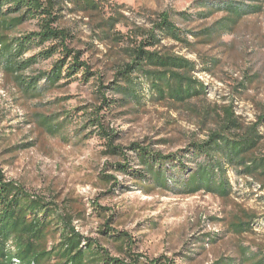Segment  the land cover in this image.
<instances>
[{"label":"rangeland","instance_id":"obj_1","mask_svg":"<svg viewBox=\"0 0 264 264\" xmlns=\"http://www.w3.org/2000/svg\"><path fill=\"white\" fill-rule=\"evenodd\" d=\"M97 1L101 11L94 14L62 0L56 22L73 36L69 47L83 52L92 72L87 80L77 73L69 83L62 80L49 87L41 78L39 86L44 89L34 97L0 61V170L27 190L72 208L76 228L113 256L127 258L130 251L148 259L161 256L173 264H212L228 258L241 264L243 247L247 253L264 248V189L256 181L228 167L232 193L227 198L204 191L183 195L160 189L142 171L132 150H125L126 171H118L124 158L104 153L108 139L91 120L92 112H97L104 128L115 133L114 145L125 148L139 143L163 154H182L192 142L205 140L219 126V114L226 107L244 126L254 124L264 113V0ZM230 3L260 10L249 11L220 34L215 25L228 16ZM118 13L125 18L113 28H103L125 38L103 39L99 21ZM162 13L185 32L191 31L187 32L190 48L168 37L161 45L196 63L193 74L203 83L205 94L185 103L161 99L150 80L135 71L132 79L140 97L125 99L115 88L116 72L129 60L134 25L150 28ZM207 27L212 36L200 33ZM38 29L37 20H29L8 35ZM49 46L40 45L25 57ZM58 58L59 53L38 58L25 70V77L50 70ZM99 92L114 100L110 110L97 109ZM45 119L60 124V129H48ZM257 129L262 135L257 152L264 153V123ZM184 158L185 177L195 163L188 151ZM168 174L178 177L180 172ZM243 210L255 215L253 229L235 234L229 223ZM107 228L128 234L132 244L109 237L103 233Z\"/></svg>","mask_w":264,"mask_h":264},{"label":"trees","instance_id":"obj_2","mask_svg":"<svg viewBox=\"0 0 264 264\" xmlns=\"http://www.w3.org/2000/svg\"><path fill=\"white\" fill-rule=\"evenodd\" d=\"M78 11L99 13L101 5L97 0H69ZM62 0H0V61L4 68L12 73L19 86L32 96L39 95L44 87L39 81L44 78L49 87L58 85L62 80L69 83L77 73L86 80L92 72L82 59L83 52L69 47L73 39L70 32L56 25ZM228 16L221 20L215 28L220 34L227 31L243 15L249 11H259V6L243 8L237 4L226 5ZM125 18L124 14L110 16L99 21L98 27L104 38H112L121 42L125 38L120 32L108 33L104 25L113 28ZM37 20L39 29L19 36L8 33L24 22ZM134 42L128 46L129 60L116 72L115 87L125 99H139L137 85L133 82L132 72L139 71L150 80V87L161 99H169L178 103L205 94L203 83L194 76L196 63L189 58L164 50L162 39L168 37L184 45L192 46L187 31L181 29L166 13L158 15L150 28L134 25ZM201 34L212 36L211 27L200 31ZM50 46L37 54L25 57L40 45ZM56 53L60 54L51 69L38 72L35 76L25 77L24 72L34 65L38 58L48 59ZM103 87V86H101ZM101 93V92H99ZM101 104L110 110L113 99L101 93ZM92 124L99 134L108 139L107 155L122 156L124 163H118V171H126L129 166L127 151L135 152L143 172L148 174L158 188L175 194L192 195L200 191L227 198L232 193V186L227 176V168L250 177L264 189V153L257 152L262 135L258 131L260 123H264V113L258 121L244 126L239 117L230 107L224 108L219 114V126L211 131L202 141L192 142L182 154L178 152L163 154L148 146L131 143L123 148L114 145L115 133L108 132L97 112H92ZM45 119L46 126L52 131L59 130L60 124L50 123ZM188 153L195 163L188 176L185 155ZM188 159V158H187ZM190 159V158H189ZM200 159V160H197ZM177 169L178 177L170 176V170ZM142 172V173H143ZM139 176H142L139 171ZM116 184V183H115ZM73 209L59 205L39 193L27 190L15 180L5 177L0 170V264H15L17 258L26 264H173L163 260L161 256L148 259L142 255L126 252L127 258L113 256L93 238L84 236L73 224ZM255 215L241 211L233 216L229 225L235 234L252 231ZM103 233L113 237L120 243L132 244L131 237L123 232H114L107 228ZM241 264H264V248L246 252L242 248ZM233 258L217 259L212 264H234Z\"/></svg>","mask_w":264,"mask_h":264},{"label":"built area","instance_id":"obj_3","mask_svg":"<svg viewBox=\"0 0 264 264\" xmlns=\"http://www.w3.org/2000/svg\"><path fill=\"white\" fill-rule=\"evenodd\" d=\"M15 264H26V263H22L20 260H18L17 258L13 259ZM32 264V263H31Z\"/></svg>","mask_w":264,"mask_h":264}]
</instances>
